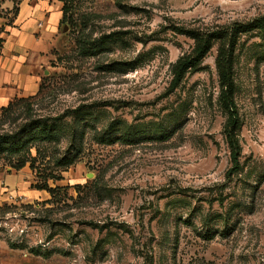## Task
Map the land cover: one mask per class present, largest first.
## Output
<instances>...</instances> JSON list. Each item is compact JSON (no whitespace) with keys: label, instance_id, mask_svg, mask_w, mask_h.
Here are the masks:
<instances>
[{"label":"rangeland","instance_id":"374dc122","mask_svg":"<svg viewBox=\"0 0 264 264\" xmlns=\"http://www.w3.org/2000/svg\"><path fill=\"white\" fill-rule=\"evenodd\" d=\"M22 1L0 0V18L12 25ZM66 2L39 94L0 109L6 147L28 140L0 152V188L1 173L15 183L0 197V264H264V37L243 35L236 51V173L217 46L168 91L194 48L174 26L253 22L264 0Z\"/></svg>","mask_w":264,"mask_h":264},{"label":"trees","instance_id":"16d2710c","mask_svg":"<svg viewBox=\"0 0 264 264\" xmlns=\"http://www.w3.org/2000/svg\"><path fill=\"white\" fill-rule=\"evenodd\" d=\"M64 2V0H58ZM63 19L61 23L66 22L69 8L67 2L62 7ZM173 31L177 34L189 37L194 41V48L188 55L180 58L173 69V80L169 87V92L175 91L184 81L186 75L190 71L198 69L203 60L208 56L212 49L217 46V58L216 68L220 83V95L219 100L222 108L227 113V121L224 126V135L227 144L230 149L232 168L228 172V175L236 173L240 169V158L242 147L238 137V131L240 129V115L238 107L235 101L236 94V82L234 78V67L236 59V51L239 44V40L243 35H249L257 32L259 35L264 37V18H259L253 22L246 24L236 23L227 28H221L213 32H202L196 29H190L183 26H174ZM35 97V96H34ZM24 100V99H19ZM17 101V100H16ZM15 102V101H14ZM12 102L8 107L1 109H8L13 105ZM52 131L42 130L40 134L43 138L52 139ZM101 143H111L109 139L102 136L100 139ZM6 136L0 135V152H9L11 154L18 153L24 146L26 140L16 141L9 147L7 146ZM72 159L66 161V165L72 164ZM23 162L17 169L25 167Z\"/></svg>","mask_w":264,"mask_h":264},{"label":"crops","instance_id":"0c3cea01","mask_svg":"<svg viewBox=\"0 0 264 264\" xmlns=\"http://www.w3.org/2000/svg\"><path fill=\"white\" fill-rule=\"evenodd\" d=\"M60 3L58 0H23L12 25L0 18V35L3 40L0 51V109L8 107L16 100L39 94L43 69L49 60L48 54L61 28L63 12ZM25 8L29 10L27 15L23 14ZM52 10H56L58 15L54 23L47 26L46 18ZM22 14L25 17H22ZM24 27L27 29V35H23ZM12 34L17 36L15 45L20 48L23 46L21 50L24 54L14 52L13 48L7 49ZM1 175L6 185L0 188L3 192L0 197L4 202L11 189L8 187L14 186L15 183L8 185L5 182V179L12 175Z\"/></svg>","mask_w":264,"mask_h":264}]
</instances>
